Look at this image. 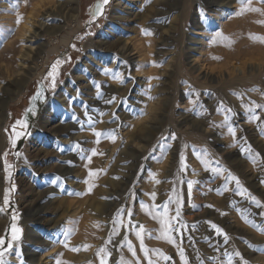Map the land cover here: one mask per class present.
<instances>
[{
  "label": "rangeland",
  "instance_id": "rangeland-1",
  "mask_svg": "<svg viewBox=\"0 0 264 264\" xmlns=\"http://www.w3.org/2000/svg\"><path fill=\"white\" fill-rule=\"evenodd\" d=\"M46 2L48 1L45 0L41 6H44ZM96 2L97 0H79L78 19L71 24L67 21L66 29L60 33L58 40L53 41L54 43L47 44L49 35L44 33L42 37L39 36L34 40L33 44L24 41L21 45L22 43L18 41L11 45L10 39L15 36L16 30L25 21L27 14L32 11L30 9L36 6L37 0H31L29 6L21 3L19 12L24 19L19 25L15 23L16 9L13 7L16 0H0V26L5 30L14 29V32L7 35V38L0 43V65L3 68L7 65V71L3 69L1 71L0 83L10 90L4 93L0 89V96L11 99L19 90L22 77L25 76V71H21V67H38L35 71H30L27 87L8 104L6 109L8 118L4 129H7L5 135L8 144L0 152L2 185L0 204L3 202L5 189H9L11 184L15 183L16 190L10 192V200L19 213L18 226L23 228L22 240L18 246L21 256L9 255L6 256V260L9 264H56V259H60L64 264H88L89 261H92V264H99L95 252L99 247L105 246L109 238L112 227L111 217L118 208L125 206L133 210V223L137 227L143 225L152 233L153 238L145 236L147 247L163 250L166 254L172 255L178 264L179 257L176 255V249L165 240L154 238L158 234V222L140 208V202L152 204L150 194L153 191L156 193V204H162L168 199L173 187L172 181L177 178L180 153L183 151L189 168L186 173L180 175L184 179L199 181V184L194 186L191 202L186 196V185H176L185 196L183 219L189 225V230L184 236L183 246L189 255L190 264H199L197 251L204 260V264H220L219 260H212L209 257L224 259L225 248L229 252L238 249L249 264H264V251L259 250L264 248V232L246 224L241 219L240 212L237 211V209H247L251 219L264 224V221L256 215L260 209L233 191L218 195L215 189L223 183V178H216L211 172L205 171L193 151V148L196 151L206 148L210 154L212 166H216V161H219L220 165L239 177L249 192L264 202V182H262L264 181V134L256 123L246 122L245 113L240 107L241 100L233 95L234 92H242L245 94L244 102L255 100L257 103L264 104V96H261V92H264V44L253 42L248 36L249 33L264 35V25L255 22L264 17L256 13H247L242 17L234 16L233 12L240 7L237 0H151L149 4H145V0H110V3L105 6L104 16L99 17L89 28L86 24V21L90 19L88 9ZM46 4H60L64 13L75 8L76 5L74 0H61V2L49 0ZM84 9L85 16H83ZM201 9L206 12L207 19L201 15ZM36 10L40 11V6ZM165 17L169 22H154L157 18ZM57 19L60 21H46V23H49V26L62 25L63 18L59 16ZM141 28L151 29L153 35H143ZM215 30L230 36L235 43L231 47L223 44L210 46V37ZM88 31L93 34L85 36L83 40L77 39ZM117 39L121 42L117 48L123 46L128 48L125 56L126 59H130L114 64L112 63L113 55L100 59L97 53L111 47L112 42L118 41ZM87 43H91L88 52L85 49ZM40 44L45 46L40 56L42 58H39L37 64L34 65L35 62L32 59L26 60L20 56L21 46L22 50L24 49L22 52H25L32 46L35 50ZM72 44H75L80 51L73 50ZM139 46L140 50L144 49L143 52L139 50ZM68 55L71 56L72 61L61 69L62 83L58 84L55 95L49 93L47 102L38 105L37 114L31 116L29 120L31 136L22 137L13 149L9 135L12 134V125L23 116L25 109L29 106V98L33 95L30 85L36 84L37 87V81L44 76L49 65L57 57ZM212 56H219L222 59L213 60ZM153 61L161 63V66H152ZM105 66L118 68L124 72L128 77L126 82L120 85L117 81L103 76L101 70ZM138 66L142 67L137 70ZM150 76L160 77L159 80L152 81L155 87L151 95L156 97L155 100H150L143 95V90L148 83L146 78ZM93 81L102 82L106 95H112L105 88L107 84L117 88L118 91L114 94L118 98L127 97L128 104L137 112L146 106L147 115L136 118L132 113L124 110L127 106L117 109L121 121L135 127L120 128L123 143L119 139L114 144L108 140L101 141L102 146L98 149L104 155L93 157L92 163L88 166L91 169L100 166L99 169L106 170L94 180L97 187L93 188L91 193L82 196L68 195L69 192H86L87 185L82 183L88 174V169L84 167L86 162L81 161L71 152L61 153L57 150V145L61 143L62 138L66 137V134L58 133L57 135L61 138H49L48 142H44L42 135H45L52 127L73 124L69 119L68 97L76 96L77 89L80 90V98L75 101L74 107L79 115H83L82 103L106 112L111 110V106H105L102 101L95 98ZM189 84L201 93L200 100L208 109L205 115L197 116L189 110L192 108L187 95ZM252 89L257 91H250ZM28 90L32 95L24 96ZM220 101L239 114L235 122L243 131H238L237 137H245L252 148L260 153L256 164L240 152V144L233 146L232 137L227 134L226 128L210 126V124L219 125L224 119V116L216 111ZM258 111L261 112L262 120H264V110ZM101 119L105 123H98L96 125L98 130L115 127L114 124L107 123L110 116L106 115ZM73 126L75 127L74 135L79 133L84 136L80 140L87 142L84 147L88 149L95 147L93 143L95 137L90 131L81 132L78 125L73 124ZM173 132L177 134L178 139L160 141L165 144L170 143L171 148L165 147L163 151L166 152V156L157 162L161 149L157 148L155 153H151V149L157 145L162 134L169 136ZM44 143H47L46 151H53L50 165L58 163V158H62L61 163L71 160L74 166L62 163L63 169L61 168L59 173L53 171V175L47 177L46 185L43 187L44 192L35 208V211H39L43 217L42 223L35 224L36 228L28 233L25 202L27 200L26 186L29 180L24 176L26 165L22 163V157L18 159L12 153L20 151L23 156L28 150V154H31L36 146L44 147ZM6 151L9 155L5 158L3 154ZM144 157L149 158L144 159ZM5 159L13 166L10 169L11 179L6 178ZM192 170H195L197 174L192 175ZM149 172L157 173L156 178L161 183H155L149 177ZM54 175L66 178L63 191L50 184ZM234 187V183L229 185L230 189ZM102 197L111 199H102ZM193 203L198 207L193 209L191 207ZM207 205H214V207L209 208ZM220 212H226L227 215L222 216ZM3 214L7 219L0 214V235H5L11 223V210ZM69 221L75 223L69 224ZM208 221L221 226L230 235L232 239L228 245H223L222 237L215 234ZM96 222H100V228L94 226ZM193 224H196L195 230L191 228ZM30 225L34 227L33 222ZM62 225L75 228L68 248L56 243L59 239H63ZM124 232L125 229L122 228L121 233L124 234ZM127 234L137 246L138 256L142 258L143 253L139 252V241L136 240L133 232L128 231ZM188 235L193 237L192 241L187 239ZM120 239L121 236L114 237L113 244ZM85 244L91 245L87 251L83 247ZM248 244L257 247L250 248ZM218 245L221 248L220 252L215 250ZM72 247H79L80 251L73 252L70 250ZM107 247L113 251L115 259L118 260L121 254L126 259H131V253L126 247L120 250L114 248L112 244H108ZM142 264H147V261L142 259ZM159 264H165V262L160 261Z\"/></svg>",
  "mask_w": 264,
  "mask_h": 264
},
{
  "label": "snow or ice",
  "instance_id": "snow-or-ice-1",
  "mask_svg": "<svg viewBox=\"0 0 264 264\" xmlns=\"http://www.w3.org/2000/svg\"><path fill=\"white\" fill-rule=\"evenodd\" d=\"M31 0H16V3L13 7L16 9V21L15 23L19 25L24 17L19 12V7L21 3L24 6H29ZM110 3V0H97L96 4L91 6L88 9V14L90 19L86 21V24L90 28L93 23H95L99 17L104 16L105 6ZM151 3V0H145V4ZM237 3L240 5L238 9L233 12V15L236 17H242L247 13H256L261 17H264V0H237ZM143 10V9H141ZM201 15L207 19L206 12L201 9ZM231 18V17H229ZM44 19L43 17L41 18ZM156 23L161 22H169L168 18H157ZM257 24L264 25V19L255 21ZM14 32V29L5 30L2 26H0V43L4 39L7 38V35H10ZM141 32L145 36L153 35V31L149 28H141ZM90 31L85 32L83 35L78 36L77 39L83 40L85 36L92 35ZM249 38L253 42H259L264 44V35H257L254 33L248 34ZM23 43V41H21ZM210 46L223 44L226 47H231L235 41L230 37L226 36L222 31L215 30L212 32L210 37ZM71 48L75 51H80L76 47L75 44L71 45ZM213 60H220L222 57L212 56ZM72 58L70 55L66 57H57L48 67V70L44 74V76L37 81V87L35 93L29 98V106L25 109L23 116L20 119H17L15 123L12 125V134L9 135V141L13 149L16 148L17 142L26 136H31L30 128V117L35 116L38 112V105L41 103H46L48 99V94L51 93L53 96L55 95V91L59 83H62L60 80L61 69L65 64L71 63ZM127 63L126 61L124 62ZM146 66V65H143ZM152 66L160 67L161 63L152 62ZM138 66L137 70H139ZM101 74L103 76L108 77L113 81H117L120 85H123L127 76L124 72L120 71L118 68L111 67H103L101 70ZM147 87L143 90V95L147 96L150 100H155L156 97L151 95L152 89L155 85L152 84L153 80H159V76H150L147 77ZM185 83H187L185 81ZM93 85L95 88V98L105 106H111V110L106 112L102 109L91 107L87 103L81 104V111L83 115H79L75 111V101L80 98V90H76V96H69V119L75 125L79 126V131L83 132L88 130L95 137L93 143L99 145L102 140H108L111 143H116L119 139L122 143L123 138L120 136V128L121 127H135L134 125H126L121 121V117L118 114L117 109L121 106H127L124 108L125 111L132 113L136 118H140L142 116L147 115L146 106L145 108L139 109L137 112L131 105L128 104L127 97H119L116 94L106 95L103 91V85L100 81H93ZM250 91H257L256 89H252ZM187 95L189 98V103L192 104V108L190 111L194 112L197 116L205 115L208 112L207 107L200 100L201 93L196 90L192 85H188ZM233 95L237 97V99L241 100V109L245 113V120L248 123H256L257 127L260 128L262 134H264V120H262L261 112L258 110H264V104L257 103L255 100H250L249 102H244V93L242 92H234ZM261 96H264V92H261ZM217 113H220L224 116L223 121L219 125H212L215 127L226 128L227 134L232 137L233 146L240 144V152L245 154L247 158L253 163L256 164L257 160L260 158V153L256 152L250 143L247 142L245 137H237L238 131L242 132L243 129L238 127L235 122V118L239 115L233 108L224 104L223 101H220L218 107L216 108ZM110 116V119L107 123L114 124L115 127L98 130L96 125L98 123H105L103 119L104 116ZM66 122V121H65ZM259 122V123H257ZM19 129V130H18ZM7 131V129L5 130ZM177 140L178 136L176 133H170L169 136H164L163 134L160 137V140L157 142V145H154L151 149V153H155L156 149H161L160 157L157 158V162H160L165 156L166 152L163 151L165 147L171 148L170 143H161L160 141H168V140ZM86 141H73L68 146L57 145V150L61 153L71 152L78 156L81 161H85L84 167L88 169L87 177L83 179L82 183L87 185L86 192H69L68 195H77L82 196L88 193H91L93 188L97 187L94 183L95 179L99 178L101 173L106 172L105 169H91L88 166L92 163L93 157L97 155H104L102 151H99L98 148H86L84 147ZM187 147V145H184ZM195 156L198 160H200L201 164L204 166V170L211 172L216 178H223V183L220 187L216 188V192L218 195H223L225 192L233 191L236 195L240 196L242 199H246L250 204L255 205L257 209H260L259 212L256 213L260 217L262 221H264V202L258 199L255 195H253L249 190L244 187L241 183L238 176L233 174L229 169L220 165L219 161H216V166H212V161L209 159V152L206 148H202L199 151H196L193 148ZM16 158H21L22 153L20 151H15L12 153ZM4 157L6 158L9 155V152H5ZM25 163H28L27 158L23 157ZM149 157H144V159H148ZM127 162V161H126ZM68 165H73V161L69 160L66 162ZM74 166V165H73ZM13 166L7 162L5 159L4 162V171L7 173L8 179L12 177V171L10 169ZM189 165L186 161V157L183 151L180 153V167L177 174L176 180L172 181L173 187L172 191L169 194V197L162 204H156V193L153 191L150 196L153 201L152 204H146L144 202H140V208L144 210L153 220L158 222V234L155 235V239L157 240H165L168 244L172 245L176 249V255L179 257L178 264H190L189 255L186 252L185 247L183 246V240L185 234L189 230V225L183 219V208L185 207V196L181 192L180 189L177 188V184L186 185V196L189 202H191V198L193 195V189L195 185L199 184L198 180L194 179H184L180 174L186 173ZM195 170H192V175H196ZM34 175H38L35 174ZM149 177L155 181V183L159 184L161 181L157 179V173L149 172ZM116 179H120V177H115ZM65 177L60 175H54V177L50 180V184L54 187H59L61 191L64 190L65 187ZM264 182V181H262ZM235 185L234 188L230 189L229 185ZM16 190L15 183H12L9 189H5V194L3 196V202L0 204V213H6L9 209L11 210V223L9 229H6L5 235H0V264H9L6 260V256L15 255L17 257L21 256L20 251L18 250V246L22 240L23 228L18 226L19 213L16 208L12 205L10 200V192H14ZM134 196V194H133ZM102 199H111L110 197H102ZM193 209L198 206L194 203L191 204ZM207 207L212 208L214 205H207ZM219 211V210H218ZM241 214V219L248 224L249 226L255 228L258 231L264 232V224L257 223L256 220L251 219L247 214V209H237ZM220 214L227 215L226 212H220ZM125 217H127V221H125ZM133 210L131 207L121 206L116 210L114 215L111 217V230L109 234V238L105 243V246L99 247L95 256L99 261V264H142V259L147 261V264H159L160 261H164L165 264H177L172 255L166 254L161 249H150L145 244V236L148 238H153L152 233L149 230H146L143 225H137L133 223ZM69 224H74L75 222L69 221ZM210 227L214 230L215 234L219 237H222L223 245H228L230 240L232 239L230 235L219 225L208 221ZM97 228L101 227L100 222H96L94 225ZM130 226V227H129ZM62 236L63 239H59L56 243L63 245V247L68 248L71 236L74 234L75 228L62 225ZM125 229L124 234L121 233V229ZM191 228L195 230L196 224L191 225ZM128 231L134 233L136 240L139 241V252L143 253V257L138 256L137 246L134 245L133 241L129 239L127 234ZM116 236H121L119 241H116L113 244V238ZM189 241L193 240L191 235L187 236ZM207 239V238H206ZM247 243V241H245ZM108 244H112L114 248L117 250L123 249L126 247L127 251L131 253V259H126L123 254L120 255L119 259H115L113 256V251L107 247ZM250 248H256L257 246L248 244ZM84 250L87 251L91 245L85 244ZM73 252H79V247H72L70 249ZM217 252L221 251L220 246H216L215 249ZM259 250L264 251V248H260ZM62 255V254H60ZM224 259H220L219 257H209L212 260H219L220 264H249V261L242 255V253L238 249H233L229 252L226 248L224 250ZM197 259L199 260V264H204V260L199 256V252L197 251ZM56 264H64L60 259H56ZM88 264H92V261H89Z\"/></svg>",
  "mask_w": 264,
  "mask_h": 264
},
{
  "label": "bare ground",
  "instance_id": "bare-ground-1",
  "mask_svg": "<svg viewBox=\"0 0 264 264\" xmlns=\"http://www.w3.org/2000/svg\"><path fill=\"white\" fill-rule=\"evenodd\" d=\"M49 3V0H47ZM53 1V0H52ZM79 0H74V3H76L75 8L70 9L69 11H67L66 13H64L63 8H61L60 4L58 5H49V4H44V6H41L43 4V2H45V0H37V4L36 6L32 7V11L29 12V14H27L28 16L25 18V21H23L22 24H20V26L18 27V29L16 30V34L15 36L10 39V44L14 45L15 43H17L18 41H29V42H33L34 40H36L37 38H39V36L42 37V35L44 33H46V35H49L48 39V43L47 44H51V42L58 40V37L60 35V33L62 31H64V29H66V22L68 21L70 24L74 23L76 19H78V15H77V3ZM61 2V0H60ZM52 3V2H51ZM50 3V4H51ZM33 4V3H32ZM56 4V3H55ZM40 6V11L36 10V8H39ZM44 7V8H43ZM126 8V7H125ZM68 10V9H67ZM126 10V9H125ZM161 13V12H160ZM41 17H39V15ZM116 14V13H114ZM125 14V13H124ZM153 14V13H152ZM165 14V13H164ZM163 14V15H164ZM154 15V14H153ZM63 18V24L62 25H55V26H49L46 21L48 22H55L56 20H58V17ZM124 16V15H123ZM155 16V15H154ZM44 18L39 19V18ZM127 17V16H126ZM129 17V16H128ZM153 17V16H152ZM114 19V18H113ZM121 20V19H120ZM60 21V19L58 20ZM114 22V21H112ZM117 22V20H116ZM38 23V25H37ZM121 23V22H120ZM119 23V24H120ZM154 23V22H153ZM60 24V23H58ZM113 24V23H112ZM118 24V23H117ZM53 25V24H52ZM116 25V24H115ZM38 26V28L36 27ZM118 26V25H117ZM122 27V25H121ZM120 27V28H121ZM124 27V26H123ZM111 31V30H110ZM121 36V35H120ZM46 37V36H45ZM18 38V39H17ZM119 38V37H118ZM118 40V39H117ZM122 41V40H121ZM36 43V42H35ZM54 43V42H53ZM21 44V43H20ZM27 44V43H26ZM33 44V43H32ZM112 46L108 47L107 49H103L104 51H99L97 53V55L99 56V58H105L107 56L113 55L112 56V60H113V64L118 62V61H124L127 57L125 56L126 51L128 48H125V46L120 47L119 49L117 48L118 44H121V42L116 41V42H112ZM23 45V43L21 44ZM25 45V44H24ZM104 45V44H103ZM107 45V44H105ZM133 45V44H132ZM135 45V44H134ZM45 44H40L38 48H36L34 50V46L30 47L29 50H26L25 52H22V46H21V50L20 51V56L23 58H26V60H30L32 59L34 62V65L37 64L39 58L41 56L42 53V49L44 48ZM49 46V45H48ZM91 46V43H87L85 46V49L89 50ZM144 46V44H143ZM26 47V45H25ZM134 47V46H133ZM130 48V47H129ZM135 48V47H134ZM133 48V50H134ZM140 50V46L138 47ZM138 48L136 49V51L138 50ZM18 49V48H17ZM141 49H143L141 47ZM12 50V49H11ZM17 51V50H16ZM14 51V52H16ZM140 51H144L140 50ZM128 53V52H127ZM251 53V52H250ZM253 53V52H252ZM14 54V53H13ZM260 54V53H259ZM19 55V54H18ZM127 55V54H126ZM252 56V55H251ZM245 58V57H244ZM130 59V58H128ZM126 59V60H128ZM20 60V59H19ZM41 60V59H40ZM244 60V59H243ZM253 60V59H252ZM22 61V60H21ZM29 62V61H27ZM218 62V61H217ZM25 63V62H24ZM131 63V62H130ZM228 63V62H226ZM122 64V63H121ZM20 65V64H19ZM7 65L3 66L0 65V76L2 75V69L3 71H7ZM6 67V68H5ZM129 67V66H128ZM25 68H27L26 66L21 67V71H25V76L22 77L20 86H19V90L14 93L13 98L11 99H7L3 96H0V152L2 150H4V148H6L7 144H8V139L6 137V133H5V129H4V124L8 118L7 116V107L8 104L15 100L19 94L22 92V89L24 88V86L27 84V82H29L30 79V75L31 72L30 71H35L37 68H35L34 66H30L28 67L26 70ZM196 69V68H195ZM20 71V72H21ZM244 71V70H243ZM230 72V71H229ZM12 73V72H11ZM35 73V72H34ZM33 74V73H32ZM225 74V73H224ZM233 74V73H232ZM254 75V74H253ZM9 76V75H8ZM237 76V75H236ZM221 77V76H220ZM6 84V83H5ZM27 87V86H26ZM105 88L111 93L114 94L115 92L118 91L117 88H114V86H112L111 84H107L105 86ZM0 89L3 90L4 93H6V91H10L8 89V87H3L0 83ZM101 129V128H100ZM75 131V127L73 126V124H62L61 127H52L50 128L47 133L43 136V140L44 142H48L49 138H54V139H58L61 138V136L57 135L58 133H64L66 134V137H64V139H61V143L59 145L62 146H68L70 145L73 141H80L81 139L84 138V136H82L81 134L77 133V135H74ZM48 137V139H47ZM38 138V136H37ZM36 138V139H37ZM44 147L47 145V143H44ZM102 146V143H100L99 145L95 144L96 148H100ZM115 146V145H114ZM39 147L36 146L35 149L33 150V152L31 154H28V150L26 151V153L22 156L21 160L22 163L26 165V169H25V174L24 176L27 177V179L29 180L28 182V186H26V202H25V210L27 213V226H28V233L31 232L32 230H34L35 224H39L41 222V220H43L42 215L40 214L39 211H35L36 206L38 205V201L40 200L41 195L44 192L43 187L46 185V180L47 177L52 176L53 175V171H55V173H59V171L62 168V163L61 160L62 158H58V163H52V165H50L51 162V155L53 153L52 152H48L46 151L48 149V147ZM99 150V149H98ZM55 151V149H54ZM69 153V152H68ZM54 155V154H53ZM41 156V157H40ZM75 156V155H74ZM23 157L27 158L28 163H25V160ZM31 157V158H30ZM73 157V156H72ZM55 158V157H54ZM69 160V159H68ZM64 161V160H63ZM64 166V165H63ZM100 166H97L96 169H99ZM63 169V168H62ZM38 174V175H34ZM101 175V174H100ZM99 175V176H100ZM2 181V180H1ZM40 182V184H39ZM1 182H0V188H1ZM1 190V189H0ZM2 215V217L5 219L6 217L4 216L3 213H0ZM25 218V217H24ZM7 219V218H6ZM6 222V221H5ZM34 223V227L30 225V223ZM45 222V220H44ZM42 223V222H41ZM46 223V222H45ZM44 223V224H45ZM43 224V225H44ZM5 225V224H4ZM52 226V225H51ZM34 263V262H33Z\"/></svg>",
  "mask_w": 264,
  "mask_h": 264
},
{
  "label": "crops",
  "instance_id": "crops-1",
  "mask_svg": "<svg viewBox=\"0 0 264 264\" xmlns=\"http://www.w3.org/2000/svg\"><path fill=\"white\" fill-rule=\"evenodd\" d=\"M83 16H85V9L83 10ZM31 85H32V86H31ZM31 85H30V87H31L30 90H31V91L33 92V94H34L35 91H36V88H35V87H36V84H35V85L31 84ZM33 88H34V89H33ZM31 91H29V90L26 91V92L24 93V96H29V94L32 95V94H31Z\"/></svg>",
  "mask_w": 264,
  "mask_h": 264
},
{
  "label": "water",
  "instance_id": "water-1",
  "mask_svg": "<svg viewBox=\"0 0 264 264\" xmlns=\"http://www.w3.org/2000/svg\"><path fill=\"white\" fill-rule=\"evenodd\" d=\"M27 84H28V82H27ZM27 84L24 86V88H26ZM24 88L22 89V92H23Z\"/></svg>",
  "mask_w": 264,
  "mask_h": 264
}]
</instances>
